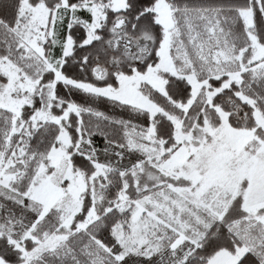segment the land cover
Masks as SVG:
<instances>
[{"label": "snow or ice", "instance_id": "6c2138e0", "mask_svg": "<svg viewBox=\"0 0 264 264\" xmlns=\"http://www.w3.org/2000/svg\"><path fill=\"white\" fill-rule=\"evenodd\" d=\"M0 264H264V0H0Z\"/></svg>", "mask_w": 264, "mask_h": 264}]
</instances>
